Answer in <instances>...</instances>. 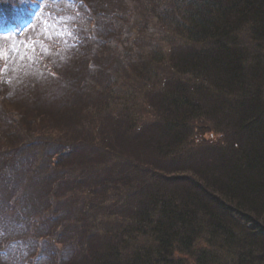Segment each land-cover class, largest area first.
<instances>
[{
    "label": "trees",
    "instance_id": "trees-1",
    "mask_svg": "<svg viewBox=\"0 0 264 264\" xmlns=\"http://www.w3.org/2000/svg\"><path fill=\"white\" fill-rule=\"evenodd\" d=\"M161 1L172 2L179 11L171 15L154 12L162 22L156 24L161 26L156 35L162 39V46L167 44L163 46L166 48L173 45L174 38L167 36L170 32L182 42L171 58L167 54L162 57L178 78L165 81L164 89L157 91L142 74L154 65L153 59L141 61L143 54L132 51L137 36L151 38L152 34L130 23L122 28L129 40H121L111 27L117 10L97 11L86 0H0V39L25 46L37 56L39 67L45 72L50 70V76L55 74L47 65L49 59L69 41L70 51H81V63L73 71L83 70L82 77L76 76L78 81L73 76L65 77L69 88L78 89L82 95L83 104L76 112L89 110V105L94 107L93 116L84 114L81 122L98 132L99 140L102 137L104 142L107 135L98 129L101 117L103 121L121 119V141L133 147L114 152H101L99 148L100 153L92 156L103 162L116 155L120 163L112 179L100 174L93 177L104 193L92 201L91 221L84 228L104 242L94 249H78L74 259H82L83 255L84 264H264V0ZM44 5L49 19L54 18L48 28L49 39L43 34L32 36L41 26L39 14ZM141 10L144 13V6ZM65 16L72 21L65 20ZM134 18L135 14L129 15L131 21ZM101 23L99 35L110 36L96 35L92 27ZM92 30V35L107 40L101 45L107 47L108 55L84 49L87 38L83 32L90 40ZM52 35L61 36L56 44ZM131 38L132 47L128 48ZM120 40L124 64L135 66L141 79L138 83L117 70L113 74L103 71L112 56L111 46L116 48ZM11 45L7 44L10 53ZM3 82L5 85L6 81L0 79V92L7 91L1 88ZM93 86L101 96L99 100L83 94ZM10 111L15 115L1 114L8 125L13 122L9 118L20 114L18 106L10 107ZM154 111L160 113L161 153L172 150L176 154L179 150L181 158L172 160H187L196 153L185 169L163 170L160 165L164 159L151 161V165L131 158L137 148L129 140L142 129L134 122H141ZM42 115L32 118L41 122H26L27 129L41 132L47 130V125L61 127L57 113L50 118ZM206 118L210 123H204ZM68 145L53 153L55 162H70L66 166L74 173L96 165L80 161ZM195 145L205 147L195 149ZM169 179L175 180L174 189L165 190L164 182ZM88 191L87 202L93 199ZM82 220L85 216L75 217L78 227ZM61 232L53 230L50 235L53 240L57 236L56 240H61ZM9 240L5 235L0 242L7 246ZM27 248L17 257L18 264L39 261L37 256L33 258L38 255L37 248Z\"/></svg>",
    "mask_w": 264,
    "mask_h": 264
},
{
    "label": "rangeland",
    "instance_id": "rangeland-1",
    "mask_svg": "<svg viewBox=\"0 0 264 264\" xmlns=\"http://www.w3.org/2000/svg\"><path fill=\"white\" fill-rule=\"evenodd\" d=\"M86 4L97 11L104 10L107 12L111 11L110 8L117 10L115 21L113 19L111 27L117 31L121 40H129V36L122 32V28L130 23L141 32L147 31L152 34L151 38L149 36H137V40H135L137 46L132 51L135 55L143 54L141 61L147 62L153 59L154 65L142 74L145 76L143 79L154 86L155 90L164 89L163 83L165 81L170 82L168 80L178 78V76L174 77L175 74L171 70V65L162 57L167 54L169 58L172 51L182 41L170 32L167 36L174 38L172 40L173 45L167 48L163 47L167 44L164 43L162 46V39L156 35L159 31L161 32V26L156 24L162 22L154 16V12L159 15H171L172 12L175 14L176 11H179L178 6L175 7L172 2L161 0H86ZM131 6L132 10L130 11L128 8ZM142 6H144V13L141 10ZM47 9V6L44 5L43 12L39 14L41 26L32 33V36L43 34L42 36L48 37V39L51 37L48 28L53 23L54 18L49 19L46 14ZM128 13L130 16L135 14L132 21L129 19ZM66 16L65 20L72 21L71 18L66 19ZM106 27L109 26L106 25ZM111 27L110 30L113 31ZM100 28L103 29V23L96 28L92 27L96 35L110 36L99 35L101 33L99 32ZM93 30L90 33V40L87 34L83 32L82 36L87 38L83 45L84 49H88L89 52L97 51L100 55L102 53L108 55L107 47L104 48L101 45L107 40L92 35ZM60 38L61 36L52 35L53 44H56ZM121 40L116 48L111 46L112 56L110 55L109 60H106L107 64L103 71H109L113 74V70H117L121 74L131 77L130 81L133 83H138L141 79L135 66L124 64ZM131 40L132 38L127 44L128 48L132 47ZM68 42L65 41L58 47L54 51L52 59H49L47 65L52 67L51 73L55 74L50 76L48 75L50 70L45 72L44 68L39 67L36 63L37 56L25 46L20 44L19 47L12 44L10 46L12 53H10L7 48V41L0 39V79L6 81L5 85L3 82L4 86L1 85L3 86L1 88L7 89V91L1 89L0 92L3 94L0 95V241L5 239V235L10 238L7 246L0 242V264H8L7 262L18 264L17 257L26 252L23 249L34 246L37 248L38 255L36 253L33 258L37 256L39 260L36 264H84L83 255L82 259H74L78 249H82L84 246L85 250H88L89 246L94 249L100 247L104 242L97 234L90 233L84 228L91 221L89 213L92 209V201L104 193V189L97 186L98 181L93 177L99 174L105 177L115 175L118 170L117 165L120 163L116 155L113 159H106L103 162L95 161L92 156L100 153V149L101 152L111 150L114 152L121 147H126L128 151L133 148L128 147V142L121 141L124 139L121 131L123 130L121 119H116L113 122L111 120L103 121V116L101 117L99 122L101 125L98 129H102L107 135L104 142L102 137L99 140L100 134L98 132L92 131L93 129L81 122V116L84 114L91 113L90 116H93L94 113L91 109L94 107L89 105L87 106L89 110L76 112L77 106L83 104L82 95L78 89L69 88L65 77L83 76V70L73 71V67L81 63L79 55L81 51H70ZM141 51L145 54L140 53ZM47 56L49 58L48 51ZM121 68L126 69L127 72ZM97 76L102 77V73H97ZM76 80L78 81V77ZM97 87H100V84H97ZM85 93L87 98L90 95L93 100L101 98L95 92L94 86L87 89V92L83 91V94ZM156 97L155 94L154 98ZM12 106L14 109L18 106L20 114L14 118H9L13 122L8 125L7 122L3 121L1 114L15 115L10 111ZM40 113L46 118L57 113L61 127L55 129L47 125V130L41 132L34 129L31 131L32 127L27 129L26 122L28 124L41 122L39 119H32ZM140 114L142 115V113ZM75 117L79 119H75ZM144 117L141 122H134L142 129L137 132V137L129 140L137 148L136 153H131L132 159L139 164H151V161L158 162L164 159L160 165L163 170L185 169L184 167L189 166L190 160H195L196 153L190 158H186L187 160H172L177 156L181 158L177 149L175 150L176 154L172 150L161 153L158 146L162 139L161 125H159L160 113L154 111L151 115L148 114ZM204 123L210 122L206 118ZM12 140L17 142L13 144ZM66 143L70 144L68 145L72 147L70 149L75 150L74 153H77L80 161L83 163L85 161L87 164L93 162L96 165L93 168L88 165L86 169L80 171L76 169L74 173L68 169V165L66 166L70 162L59 163L58 160L55 162L56 158L53 153ZM202 147L205 146L195 145V149ZM71 155L64 154V156L70 157ZM85 155H89L91 158H86ZM155 158L157 160H154ZM154 167L156 166L154 165ZM80 175L83 178L80 179ZM152 176L154 177V175ZM157 176L158 179L159 175L157 174ZM174 181L173 179L165 181L164 189H174L172 187ZM94 187L95 189H93ZM87 188L88 193H93V199L88 202L86 201L89 200ZM79 214L85 216V220L81 221V227H78L75 221V217ZM53 230L57 232L62 230L60 233L61 240H56L58 236L55 240L52 239L50 233ZM52 243L56 245L53 246Z\"/></svg>",
    "mask_w": 264,
    "mask_h": 264
}]
</instances>
